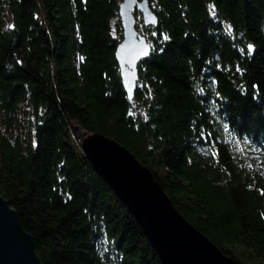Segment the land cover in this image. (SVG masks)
<instances>
[{
    "label": "trees",
    "instance_id": "trees-1",
    "mask_svg": "<svg viewBox=\"0 0 264 264\" xmlns=\"http://www.w3.org/2000/svg\"><path fill=\"white\" fill-rule=\"evenodd\" d=\"M120 2L0 0V195L42 264H161L74 121L132 152L238 264H264V0H148L133 102Z\"/></svg>",
    "mask_w": 264,
    "mask_h": 264
},
{
    "label": "water",
    "instance_id": "water-1",
    "mask_svg": "<svg viewBox=\"0 0 264 264\" xmlns=\"http://www.w3.org/2000/svg\"><path fill=\"white\" fill-rule=\"evenodd\" d=\"M135 11L140 13L144 27L158 21L148 0H121L118 14L122 39L115 58L130 102L134 101L138 64L151 53V44L136 28ZM78 138L83 156L134 218L161 264H238L184 218L152 172L127 148L84 129ZM0 264H42L33 236L21 227L15 209L1 195Z\"/></svg>",
    "mask_w": 264,
    "mask_h": 264
},
{
    "label": "rangeland",
    "instance_id": "rangeland-1",
    "mask_svg": "<svg viewBox=\"0 0 264 264\" xmlns=\"http://www.w3.org/2000/svg\"><path fill=\"white\" fill-rule=\"evenodd\" d=\"M135 17H136V16H135ZM140 17H141V16H140ZM138 18H139V17H138ZM136 21H137V19H136ZM138 21H139V19H138ZM136 28H137V30H138L139 33H141L143 36L146 37L147 32H146V30H145L143 24H141V22H138V24H136ZM75 134H76V136H77V138H78L79 135H78L77 131H75ZM78 140H79V138H78Z\"/></svg>",
    "mask_w": 264,
    "mask_h": 264
},
{
    "label": "bare ground",
    "instance_id": "bare-ground-1",
    "mask_svg": "<svg viewBox=\"0 0 264 264\" xmlns=\"http://www.w3.org/2000/svg\"><path fill=\"white\" fill-rule=\"evenodd\" d=\"M73 124L76 125V126H78L77 133H78V135H80L83 132V128L79 124H77L76 122H74V121H73Z\"/></svg>",
    "mask_w": 264,
    "mask_h": 264
}]
</instances>
